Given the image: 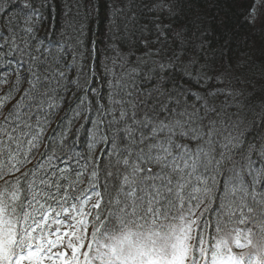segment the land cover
<instances>
[{
  "label": "snow or ice",
  "instance_id": "snow-or-ice-1",
  "mask_svg": "<svg viewBox=\"0 0 264 264\" xmlns=\"http://www.w3.org/2000/svg\"><path fill=\"white\" fill-rule=\"evenodd\" d=\"M0 3V264H264V0Z\"/></svg>",
  "mask_w": 264,
  "mask_h": 264
},
{
  "label": "trees",
  "instance_id": "trees-1",
  "mask_svg": "<svg viewBox=\"0 0 264 264\" xmlns=\"http://www.w3.org/2000/svg\"><path fill=\"white\" fill-rule=\"evenodd\" d=\"M100 3H103V0H100ZM8 7L7 3H0V11H3L4 8ZM225 7H227V5L225 4ZM235 10L239 11L241 10L239 7V4L235 5ZM105 10H101V16L103 17ZM89 27V37H91L93 35L92 30L96 28V24L94 23H89L88 25ZM44 33L41 32V35H43ZM248 40V41H255V45L256 47H259L261 42L264 41V37H262L259 33H253L251 29H249L248 27L244 26L241 27L238 31V34L236 36V39L234 41V51H243L244 50V42ZM6 90V89H5ZM53 227H58L56 225H53ZM62 231L64 229H61ZM39 231V230H38ZM45 235L47 236V233H45ZM54 238V237H52Z\"/></svg>",
  "mask_w": 264,
  "mask_h": 264
}]
</instances>
